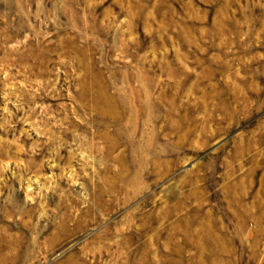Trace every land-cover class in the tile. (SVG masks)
Segmentation results:
<instances>
[{
	"label": "rangeland",
	"instance_id": "rangeland-1",
	"mask_svg": "<svg viewBox=\"0 0 264 264\" xmlns=\"http://www.w3.org/2000/svg\"><path fill=\"white\" fill-rule=\"evenodd\" d=\"M0 264H264V0H0Z\"/></svg>",
	"mask_w": 264,
	"mask_h": 264
}]
</instances>
